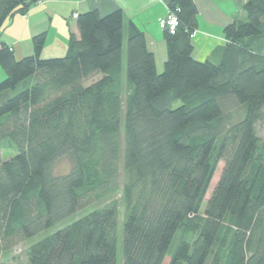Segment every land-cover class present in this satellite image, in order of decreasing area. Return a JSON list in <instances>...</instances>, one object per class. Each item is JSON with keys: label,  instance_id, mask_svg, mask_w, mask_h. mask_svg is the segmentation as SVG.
Masks as SVG:
<instances>
[{"label": "trees", "instance_id": "16d2710c", "mask_svg": "<svg viewBox=\"0 0 264 264\" xmlns=\"http://www.w3.org/2000/svg\"><path fill=\"white\" fill-rule=\"evenodd\" d=\"M38 1L0 0V28ZM168 8L161 72L120 11L77 15L61 58H41L42 35L18 61L0 44V142L17 150L0 158V254L29 241L27 264H116L123 206L121 264H264V0L203 62L193 0Z\"/></svg>", "mask_w": 264, "mask_h": 264}, {"label": "crops", "instance_id": "0c3cea01", "mask_svg": "<svg viewBox=\"0 0 264 264\" xmlns=\"http://www.w3.org/2000/svg\"><path fill=\"white\" fill-rule=\"evenodd\" d=\"M175 0H40L25 14L16 13L0 28V44L9 48L15 60L33 53L32 39L42 35V59L61 58L67 51L70 34L79 36L73 15L96 11L101 16L120 11L123 18L124 44L129 23L143 32L156 69L161 72L166 61V45L159 20ZM247 0H193L197 8L198 28L191 38L194 60L211 59L224 46V27L244 22L243 5ZM5 78L0 68V82Z\"/></svg>", "mask_w": 264, "mask_h": 264}, {"label": "rangeland", "instance_id": "374dc122", "mask_svg": "<svg viewBox=\"0 0 264 264\" xmlns=\"http://www.w3.org/2000/svg\"><path fill=\"white\" fill-rule=\"evenodd\" d=\"M178 105L179 104H177V106ZM260 134H262L261 131H260ZM16 153H17V150L15 149V147L11 144V142L9 140L5 139V140H2L0 142V158L2 161L8 160L9 158L13 157ZM68 169H69V164L66 160L58 161L54 165V171L57 174H63L65 172H67ZM222 169H223V164L219 163L217 166L216 172H215V174H214V176L210 182V186H209L208 192L206 193L204 201H207V199L209 198V195L211 194V192H212V190H213V188H214V186L218 180V177L220 176ZM117 199H119V196H117ZM122 208H123V206H120V208L118 210V215H117L118 242H117L116 264H121V262H122L121 227H122L123 214H124V211ZM204 208H205V202L202 204L200 211L202 212ZM80 216H82V215L80 214V215H76L75 217H71V218L67 219L64 223L55 226L54 229L38 235V237H36L35 242H37V238H43V237L47 236L48 234H50L54 230H57V229L63 227V224H65V226H66L67 224H70L73 220H76ZM29 245H30L29 241L28 242H22L19 245L15 246L11 251L0 254V264H27V252H28ZM174 247H175V241L173 242V244L170 248V251H173ZM168 260H169V257H166L162 264H167Z\"/></svg>", "mask_w": 264, "mask_h": 264}, {"label": "built area", "instance_id": "2783aa9c", "mask_svg": "<svg viewBox=\"0 0 264 264\" xmlns=\"http://www.w3.org/2000/svg\"><path fill=\"white\" fill-rule=\"evenodd\" d=\"M76 18H77V15L74 14L73 19H76ZM177 24L178 22H177L175 15L170 11H167L166 15L163 18H161L158 23L160 29L162 30L167 29L170 33H172L175 30V28L177 27Z\"/></svg>", "mask_w": 264, "mask_h": 264}]
</instances>
